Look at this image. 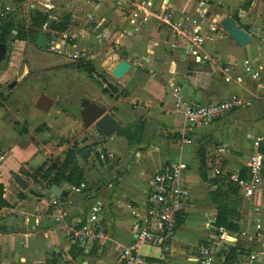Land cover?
<instances>
[{"label": "crops", "instance_id": "obj_1", "mask_svg": "<svg viewBox=\"0 0 264 264\" xmlns=\"http://www.w3.org/2000/svg\"><path fill=\"white\" fill-rule=\"evenodd\" d=\"M33 1L14 0L15 12L12 19L15 23L24 22V13L27 14L28 23L30 22L29 13L31 8L36 7ZM151 1L152 9L158 15L165 1L176 20L189 22L193 18H204L205 9L197 8V0V4L194 0ZM100 2L110 6V12L114 10L108 0H65L64 7H61L62 2L59 5L58 14L60 19L69 16L79 23L70 26L66 32L74 34L72 43L78 48H91L88 60L95 68L92 76L107 82L103 86L106 88L105 93H96L93 97H88L89 100L104 106L120 122L121 128L143 120L145 125L142 141L130 146L125 136L115 132L102 143L106 156L101 159L97 154V140L90 138L93 129L85 128L75 115L67 116L63 132L59 134L50 125L42 124L46 125L47 130L39 133H43L45 142L50 144L46 145V157L35 165L25 161L10 172L3 173L0 170V182L8 189L12 172L14 178L16 174H21L24 178L22 166L37 167L50 156L64 155L74 142H79L81 151L77 161L85 172L83 182L87 188L82 193H77L70 191L66 182L59 184L62 190L68 192L67 196L62 197L64 199L60 198V207L70 208V215L61 220L64 226L55 229L51 228L57 224L54 213L59 210V206L51 205V211L46 214L47 210L42 208V203L56 195L39 197L31 189L30 192L22 191L23 194L19 192L16 197L5 193V198L16 204L14 208H4L0 213V264H44L50 249L60 245L65 247L64 256L69 255L73 243L72 229L77 223L86 220L90 206L98 199L104 202L100 218L107 237L104 244L81 243L85 256L81 263L75 264H118L120 250L134 239L138 221L146 213V188L150 175L175 162L187 166L185 180L191 188L190 200L173 237L163 244H148L153 247L162 246L161 249L158 247L159 254L144 255L148 264H199L198 246L208 237L207 226L209 223L214 225L217 216V206L209 197V192L216 189L217 185L212 184L209 178L217 176L223 180L217 170L222 173L245 170L254 138L264 134V0L210 2L205 14L210 21L231 16L246 30L260 27L262 31L253 33V40L245 46L237 45L227 33H223L214 44H207L202 49L184 47L182 44L173 47L171 43L177 36L161 26L160 19L156 16H151L146 21L147 24L137 26L135 31L131 30L130 27L134 25L130 22L127 26L123 25L124 28L119 24L114 25L109 19L108 9ZM118 9L120 15L127 18L121 8ZM107 18L111 20V24L102 27L99 32L81 24L85 21L98 22L97 26H101V21L105 23ZM113 27H120L122 30L118 33L111 32ZM195 52L210 57L197 60ZM122 59L132 63L128 73L133 70L139 75V79L132 81L130 77H126V73L122 77L126 79L120 81L121 78L118 80L111 73ZM246 59L252 61L256 70H260L259 79H254L246 71ZM86 79L84 77L83 81ZM164 85L173 89V85L179 86L180 92H183L181 98L188 103H215L234 95L251 99L253 103L249 107L226 113L209 125L195 127L192 132L193 142L185 143L178 135L187 125L183 107L175 101L177 99L174 93H171L173 100L168 103V92L163 88ZM53 98L58 100L56 96ZM80 108L82 110V105ZM47 137L59 138L58 142L62 137L64 139L55 148L54 144L52 146L55 140ZM202 145L205 149L200 151ZM202 151L205 152L204 155ZM202 167L208 180L201 175ZM42 189L43 192L35 191L46 193L50 190L46 187ZM263 192L264 185L256 197ZM240 193L243 196L241 190ZM262 206H256L255 209L261 210ZM16 210H20L23 215L17 217ZM2 212H7V215ZM193 218L198 219L204 235L197 243L192 244L184 233L194 222ZM262 226L264 228L263 223ZM245 227L244 230L254 232V221ZM241 238L250 240L246 236ZM252 241L250 240V244H235L248 251L260 247L256 240ZM233 242L227 245L231 248V244L235 246ZM222 244L224 246L225 241ZM247 258V254H239L234 264H245ZM222 261L218 256L216 264H221Z\"/></svg>", "mask_w": 264, "mask_h": 264}, {"label": "built area", "instance_id": "obj_2", "mask_svg": "<svg viewBox=\"0 0 264 264\" xmlns=\"http://www.w3.org/2000/svg\"><path fill=\"white\" fill-rule=\"evenodd\" d=\"M115 1L131 24L141 25L148 21L151 16L158 17L161 26L166 27L177 36L176 40L171 43L173 47L182 44L184 47L202 49L207 44H214L218 40L219 35L226 33L220 28L218 21L214 19L210 21L209 18L205 17L208 12L206 7H208L209 3L218 0H197L199 7L205 9L204 18H193L189 22L176 20L174 14L167 8L168 2L165 1L161 5V13L159 15L155 14L156 11L152 9L153 2L151 0ZM239 1L252 2L253 0ZM41 2L43 3V0ZM44 4L50 7L54 6V4L47 1ZM32 11L29 13V21ZM13 12H15L14 0H0V25L3 20L12 19ZM53 18L54 15L49 14L42 26V32L47 39L45 50L70 61L90 59L91 48H78L75 43H72L73 38H75L74 34L66 31L62 33L55 31L51 26ZM13 32L17 31L14 30ZM195 55H197V57L195 56L197 60L210 57L207 54L198 55L196 53ZM245 66L246 71L250 72L254 79L261 77L260 70H256L253 67L251 60L246 59ZM173 86L176 101L179 106L183 107V113L187 121V125L178 132L181 140L185 143L193 142L192 132L195 127L209 125L220 116L237 108L249 107L253 103L251 99H244L238 95L215 103H188L179 95L181 88L176 85ZM93 130L99 144L97 153L101 159H104L105 152L102 143L107 136L97 127H94ZM1 160H3L2 156H0ZM186 168L185 164L175 162L160 168L150 175L146 188V213L138 221L139 224L134 239L120 250L118 264H148L143 253V247L148 244H163L173 237L180 220L184 216L191 196L190 185L185 180ZM241 171V169H237L222 173L217 170V174L237 185L244 197L249 200L253 199L262 191L264 185V134L256 136L253 140L251 153L246 164L245 177L241 175ZM86 188L85 182H81L79 185H69V190L77 193H82ZM60 197L56 195L53 199L42 203L44 210H48L51 205L59 206V210L54 214L57 221H61L70 215V208L64 209L60 207ZM103 208L104 202L101 199L96 200L90 206L86 220L74 226L71 236L81 243L99 242L104 244L107 234L100 218ZM15 215L20 217L23 213L20 210H16ZM255 218L254 232L246 230L241 232L233 231L225 226H216L214 219V225L209 223L207 226L208 237L198 246V263L216 264L224 241H235L246 236L250 238L251 242L256 240L260 247L248 252L245 264H264V228L260 217Z\"/></svg>", "mask_w": 264, "mask_h": 264}, {"label": "rangeland", "instance_id": "obj_3", "mask_svg": "<svg viewBox=\"0 0 264 264\" xmlns=\"http://www.w3.org/2000/svg\"><path fill=\"white\" fill-rule=\"evenodd\" d=\"M45 1L52 4L55 1L56 2L54 3V6L50 7L44 4ZM108 1L114 9L112 12L109 11L110 6L103 4L104 2L100 3L105 5L104 8L106 10L108 9V13H110L109 19L112 20V24H119L122 27L123 25L127 26L130 20L120 15L116 1ZM194 1L196 2V0ZM34 2L37 8L43 10L48 15H54L52 22L61 21L62 18L60 19L59 17L58 9H60L59 5L61 2L63 3L61 7H64L65 0H43V3L41 0H34L32 3ZM87 6L89 7L90 5L87 4ZM198 7L199 6L197 4V8ZM31 10L34 11L36 8H31ZM24 16V22L18 23L17 28L19 29L21 28V25L19 26V24H22L25 27L29 26L27 14L24 13ZM109 19L107 18L105 23L101 21V26H97L98 22L90 23L85 21L81 24L84 27H91L95 31L99 32L102 27L111 24V20ZM76 23L77 22L73 21L72 18H69L68 28ZM59 24L62 25L63 21ZM145 24H147L146 21L142 23L141 26H144ZM137 26L140 25H134L130 28L132 31H135ZM54 30L62 33V31L56 28ZM121 30L122 28L120 27H113L111 32L118 33ZM16 33L17 32L14 34ZM7 45V55L5 59L0 62V94H2V97L0 98V154L3 156V160L0 161V170L3 173L10 172L11 169H16V167L20 166V164L25 161L35 165L46 157V145L50 146V144L45 142L44 134L39 133L47 130L46 125L43 126L42 124L46 123L50 125L52 130L59 134L63 132L65 120L68 115H75L76 118H78V121L83 123L80 108L83 100L86 98L89 99L88 97H93L96 93L104 94L105 90L103 86L106 82L100 78L93 77L87 71L85 72L82 69L69 66L68 64L73 61L51 53L48 50L42 49L27 38L21 39L17 35H11ZM84 77H87L85 81H83ZM126 77H130L129 79L132 81L139 79V75H136L133 70L130 71ZM126 77L118 80L122 81L126 79ZM12 83H14V85L10 86ZM163 88H165L168 92V103H171L173 100L171 93H175L173 87L164 85ZM42 94H46L52 98L54 96L58 97V100L55 101V104L49 112H44L35 105L37 99ZM179 95H183V92H179ZM40 124L42 126H40ZM38 125L41 128L39 131H36L35 128ZM23 127L25 129L24 131L21 130ZM94 127L95 126H92L90 128L94 129ZM93 132L94 130H91L90 138L96 140V136ZM51 138L55 140L54 143H52V146L54 144L55 148L58 146V143H62L64 139V137H62L58 142L57 140H59V138ZM51 138L49 140H51ZM64 156L65 154L57 155L55 157L50 156L47 160H54L57 157L63 158ZM35 168L36 167L30 165H27V168L22 166L21 171L25 175L24 178L30 182V187L28 189L21 188L15 180L14 173L12 172L10 174L12 179L10 182L11 185H8V189H6L7 186L5 185V193L16 197L19 192H30V189L43 192L42 188L45 187V180L37 179V182H34L31 175L28 174ZM232 199L236 202V208L238 210L240 220L239 224L242 227V230H244L246 228L245 226H247L248 223L250 224L252 220L255 222L256 216H259L261 223L264 224V192L260 196L255 197L252 201L246 200L240 192L239 194L233 195ZM11 202L12 203H10L9 208L12 209L16 203L15 201ZM261 204L263 205L260 207L261 210L258 208L255 209L256 206H260ZM50 208L46 211V214L51 211ZM2 214L7 215V212H2ZM193 219L194 222L185 229L184 233L187 234V240H189L192 244L197 243L198 240L202 238V234L204 235L198 219ZM231 242L232 240H228L225 242V247L221 246L218 254L221 261L226 253L229 252L228 250L230 247L227 244ZM249 242V239L238 238L233 242V244L236 243L238 245H242V243ZM230 246H232V244ZM158 247L160 249L163 248L162 246L153 247L145 245L143 247V253H157ZM52 251L59 254L61 264H75L76 262H82V260L79 259H73L68 262L70 257L69 255L64 256L65 247L61 245L52 247L49 252ZM239 251H242L239 252L242 256H246V254L248 255V250L245 248H239ZM82 255L84 257L85 253L82 252Z\"/></svg>", "mask_w": 264, "mask_h": 264}, {"label": "trees", "instance_id": "obj_4", "mask_svg": "<svg viewBox=\"0 0 264 264\" xmlns=\"http://www.w3.org/2000/svg\"><path fill=\"white\" fill-rule=\"evenodd\" d=\"M20 1V0H16ZM48 14L41 9H36L32 11L29 26L25 27L22 24L21 28L18 27V23H15L13 19L3 20L0 25V42L8 43L9 37L11 35H17L21 39H29L30 41L37 44V38L39 32H42V26L48 18ZM69 16H65L61 19L63 24L60 25V22H52L51 26L53 29H58L62 32H65L68 29ZM14 30L17 31L14 34ZM69 66L74 68L84 69L89 72L91 75L95 72V68L89 60H79L73 61ZM106 90V88H104ZM144 121H136L130 126L123 127L117 131L119 135L125 136L128 140L130 146L140 144L142 141V134L144 131ZM41 127H38L36 130L39 131ZM22 131L25 129L22 128ZM61 144V143H59ZM79 142H74L71 147L65 151L64 158L57 157L54 160H46L43 164L37 166L32 172L28 174L31 175L34 182L36 180L44 179V186L47 189H50L53 184H61L66 182L69 185H79L85 179V172L82 167L78 164L77 156L81 151V148L78 147ZM205 146H201L200 151L204 150ZM98 154V153H97ZM106 156V155H105ZM98 157L100 155L98 154ZM204 169H201V175L205 180L206 176L204 175ZM242 176H246L245 170L241 171ZM209 181L212 184L217 185V188L209 192V197L211 198L213 204L217 206V216L215 220L216 226H225L226 228L233 231H242V227L239 224V213L236 208V202L232 199L233 195L239 194L240 188L228 181L227 179H219L217 176L209 178ZM23 194V192L19 193ZM62 198V197H60ZM64 199V198H62ZM10 206V202L5 198V184L0 182V213L1 211ZM84 220H82L83 222ZM72 245L69 249V261L70 260H83L82 252H84L83 247H81V242H79L75 237L71 236ZM239 246H231L230 250L223 257L221 264H234V260L239 255ZM98 249V248H97ZM250 251V250H249ZM248 251V252H249ZM44 264H61L59 259V254L55 251L49 252Z\"/></svg>", "mask_w": 264, "mask_h": 264}, {"label": "water", "instance_id": "obj_5", "mask_svg": "<svg viewBox=\"0 0 264 264\" xmlns=\"http://www.w3.org/2000/svg\"><path fill=\"white\" fill-rule=\"evenodd\" d=\"M210 14V13H208ZM220 28L228 34V36L239 46H245L253 40V33H259L262 31L260 27H253L250 30L244 29L237 21L231 17L227 16L218 21ZM37 46L42 49L47 47V39L43 32H39L37 38ZM8 45L6 42H0V62L3 61L7 55ZM132 63L126 59H122L119 63L112 69L111 73L117 78H122L131 69ZM12 83L10 86H13ZM55 103L54 98L42 94L36 101V107L44 112H49ZM81 117L83 125L85 128H90L92 126L97 127L102 131L107 137L112 136L115 132L121 129L120 122L110 113L104 106L99 105L94 101L85 99L82 102ZM38 143V141L36 140ZM204 155L205 152L202 151ZM204 162V160H203ZM15 179L22 189H28L30 183L27 182L21 174H16ZM32 193L39 197H49L52 194L59 195L61 197L67 196L68 192L62 190L58 184H53L46 193H38L31 189ZM64 226L63 221H57V224L51 229Z\"/></svg>", "mask_w": 264, "mask_h": 264}]
</instances>
